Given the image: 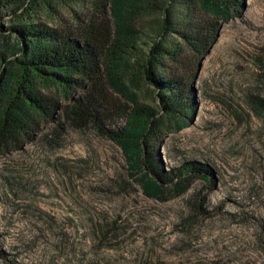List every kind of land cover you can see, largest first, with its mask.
Returning a JSON list of instances; mask_svg holds the SVG:
<instances>
[{"label":"rangeland","instance_id":"rangeland-1","mask_svg":"<svg viewBox=\"0 0 264 264\" xmlns=\"http://www.w3.org/2000/svg\"><path fill=\"white\" fill-rule=\"evenodd\" d=\"M145 2L158 8L141 12L145 42L180 46L166 70L192 79L195 102L187 127H178L163 117L157 87L128 83L168 124L152 131L151 143L142 140L145 168L158 161V173L175 182L193 168L205 173L190 172L181 195L165 185L163 198L147 196L115 139L126 136L133 103L105 85L103 130L80 129L63 113L68 99L45 87L60 101L61 118L42 124L32 141L0 150V264H264V0H245L241 14L219 20L217 40L202 54L178 29L158 36L171 0ZM106 4L64 0L33 13L62 30L90 21L105 30ZM192 10L196 21L208 18ZM26 17L2 7L1 34Z\"/></svg>","mask_w":264,"mask_h":264},{"label":"trees","instance_id":"trees-1","mask_svg":"<svg viewBox=\"0 0 264 264\" xmlns=\"http://www.w3.org/2000/svg\"><path fill=\"white\" fill-rule=\"evenodd\" d=\"M56 1L64 0H0V9L14 6L27 14L23 24L12 26L8 35L0 32V150L32 141L42 124H54L61 118L60 101L44 94L45 87H54L68 99L63 113L71 124L80 129L99 128V113L103 114L107 102L104 98L107 85L135 107L128 115L125 130L129 137L115 139L143 192L149 197L163 198L165 185H172L178 195L183 194L188 174H203L205 170L193 168L179 175L178 182L166 181L158 173V161L153 162V170H146L141 142L151 143L152 131L168 124L153 108L141 105L128 84L141 78L157 87L163 117L174 118L178 127H187L186 120L195 107L192 79L185 80L166 70V60L178 57L180 46L172 48L162 42L147 45L144 38L147 26H138L142 11L157 12L158 8L146 0H106L112 12L110 25L101 30L90 21L84 28L77 26L79 30L75 32L50 27L35 17L34 6L52 7ZM244 1L171 0V5L164 8L166 19L156 26L158 36L178 29L185 45L202 54L217 40L216 23L241 14ZM194 5L208 16L206 20L198 22L191 15ZM259 105L264 113V99L259 100Z\"/></svg>","mask_w":264,"mask_h":264}]
</instances>
